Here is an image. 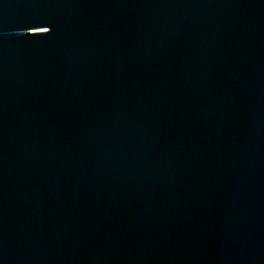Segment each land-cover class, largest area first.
Returning a JSON list of instances; mask_svg holds the SVG:
<instances>
[{
    "label": "water",
    "instance_id": "95a60500",
    "mask_svg": "<svg viewBox=\"0 0 264 264\" xmlns=\"http://www.w3.org/2000/svg\"><path fill=\"white\" fill-rule=\"evenodd\" d=\"M0 264H264V0H0Z\"/></svg>",
    "mask_w": 264,
    "mask_h": 264
}]
</instances>
